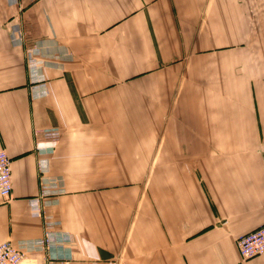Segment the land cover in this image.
<instances>
[{
	"label": "crops",
	"instance_id": "crops-1",
	"mask_svg": "<svg viewBox=\"0 0 264 264\" xmlns=\"http://www.w3.org/2000/svg\"><path fill=\"white\" fill-rule=\"evenodd\" d=\"M248 3L0 0L13 183L0 243L41 238L51 216L72 239V259L52 264H264L237 246L264 225V58ZM43 183L64 192L34 217Z\"/></svg>",
	"mask_w": 264,
	"mask_h": 264
},
{
	"label": "built area",
	"instance_id": "built-area-1",
	"mask_svg": "<svg viewBox=\"0 0 264 264\" xmlns=\"http://www.w3.org/2000/svg\"><path fill=\"white\" fill-rule=\"evenodd\" d=\"M16 31L18 32L19 30L17 29ZM20 40L21 38L19 42ZM44 65V60L30 57L29 68L35 82L43 79L38 74V71ZM33 90L36 91L37 88ZM43 133L54 140L60 135L58 128H50L44 130ZM50 150L44 151L40 149L39 152L43 155L47 152H52V149ZM43 161L45 160H41L39 163V170L44 175L48 171V165L44 164ZM12 190V159L6 151L2 150L0 151V199L9 201L12 198ZM63 192L64 190L58 188L55 183H43L40 196L30 200L32 215L34 217H42L44 205L50 203L48 198ZM58 224L59 222L54 221L51 216H45L44 233L41 238L0 243V264H20L28 254L36 252H46L48 254V264L61 259H72V249L70 248L72 239L68 234L54 230ZM237 246L243 260H249L264 254V225L258 230L240 237L237 241Z\"/></svg>",
	"mask_w": 264,
	"mask_h": 264
},
{
	"label": "rangeland",
	"instance_id": "rangeland-1",
	"mask_svg": "<svg viewBox=\"0 0 264 264\" xmlns=\"http://www.w3.org/2000/svg\"><path fill=\"white\" fill-rule=\"evenodd\" d=\"M251 21V45L260 48L264 58V0H248Z\"/></svg>",
	"mask_w": 264,
	"mask_h": 264
}]
</instances>
